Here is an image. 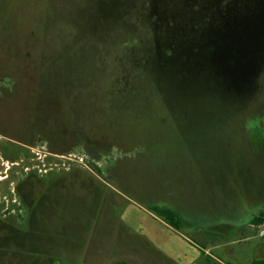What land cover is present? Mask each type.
Returning <instances> with one entry per match:
<instances>
[{"label": "rangeland", "instance_id": "1", "mask_svg": "<svg viewBox=\"0 0 264 264\" xmlns=\"http://www.w3.org/2000/svg\"><path fill=\"white\" fill-rule=\"evenodd\" d=\"M211 3L0 0V264L230 261L264 199V0Z\"/></svg>", "mask_w": 264, "mask_h": 264}, {"label": "crops", "instance_id": "2", "mask_svg": "<svg viewBox=\"0 0 264 264\" xmlns=\"http://www.w3.org/2000/svg\"><path fill=\"white\" fill-rule=\"evenodd\" d=\"M213 6V7H212ZM214 9L215 6L212 3L210 4V9ZM235 8V6H233ZM206 9H209V5H207ZM216 9V8H215ZM221 10V9H220ZM208 15H212V11L207 13ZM222 16H224V13L221 12ZM239 17V16H238ZM223 22V21H222ZM243 22V20H238V23ZM88 171L94 172L90 167H85ZM163 207V206H162ZM169 208V207H168ZM172 209V208H171ZM151 215H154L161 219L163 223L171 228L172 226L168 224L162 217L156 215L153 211L147 209ZM174 210V209H172ZM177 212L176 210H174ZM264 212V199L260 202L257 209H253L251 206L249 209L240 212V214H236V218L233 219L232 224L235 225V230L233 232V237L231 239L226 240L222 244H215V246L222 248V253L230 259L227 261H223L219 258L214 257L215 260L213 262H216L217 264H250L251 261L256 257H264V220L260 223H254L252 221L253 217L259 215L260 213ZM173 229H176L172 227ZM241 242H247L250 244L249 248V254L247 256L239 254L238 246L236 244H241ZM233 245L237 246V248L234 250ZM202 252L203 255L209 254L208 248H205L202 245L198 246ZM123 248V247H122ZM122 248H115L112 246L111 250L105 251L106 254L104 257L106 258L105 264H115L117 262H126L128 263V257L130 254H126L125 251L122 250ZM97 252V251H96ZM99 255V254H98ZM97 255V256H98ZM245 257V258H244ZM208 261V260H207ZM210 264L211 262L208 261ZM206 263V264H208ZM129 264V263H128Z\"/></svg>", "mask_w": 264, "mask_h": 264}, {"label": "trees", "instance_id": "3", "mask_svg": "<svg viewBox=\"0 0 264 264\" xmlns=\"http://www.w3.org/2000/svg\"><path fill=\"white\" fill-rule=\"evenodd\" d=\"M152 211L162 217L168 224H170L174 228H179L181 225V218L177 212L168 207L161 206H152ZM264 220V212L259 215L253 217L252 221L254 223H260ZM115 264H128L126 262H117ZM250 264H264V257H256L254 258Z\"/></svg>", "mask_w": 264, "mask_h": 264}]
</instances>
